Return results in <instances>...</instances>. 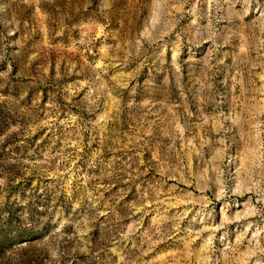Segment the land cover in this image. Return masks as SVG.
Here are the masks:
<instances>
[{
	"label": "rangeland",
	"instance_id": "374dc122",
	"mask_svg": "<svg viewBox=\"0 0 264 264\" xmlns=\"http://www.w3.org/2000/svg\"><path fill=\"white\" fill-rule=\"evenodd\" d=\"M0 264H264V0H0Z\"/></svg>",
	"mask_w": 264,
	"mask_h": 264
}]
</instances>
